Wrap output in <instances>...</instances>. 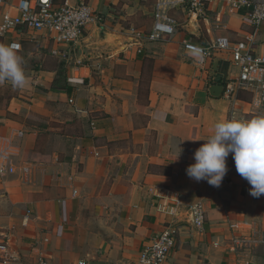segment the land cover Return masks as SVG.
<instances>
[{"label":"crops","instance_id":"0c3cea01","mask_svg":"<svg viewBox=\"0 0 264 264\" xmlns=\"http://www.w3.org/2000/svg\"><path fill=\"white\" fill-rule=\"evenodd\" d=\"M23 1L4 0L2 12L16 16ZM65 2L87 3L99 17L74 46L47 31L0 32V43L19 45L28 77L22 89L0 84V157L15 168L0 176V241L26 264H140L169 220L158 198L169 193L184 206L166 264H235L231 238L264 233V195H250L232 154L218 188L186 173L217 122L254 118L249 93L233 104L212 90L238 75L231 57L201 64L190 52L214 37L210 23L224 12L222 0L210 22L175 10L179 32L141 54L131 29L152 27L157 0H54ZM225 20L221 34L233 42L254 32L243 15ZM254 47L264 49V26ZM59 81L68 89L54 88ZM197 202L207 211L202 229L184 214ZM239 257L264 264V246Z\"/></svg>","mask_w":264,"mask_h":264},{"label":"built area","instance_id":"2783aa9c","mask_svg":"<svg viewBox=\"0 0 264 264\" xmlns=\"http://www.w3.org/2000/svg\"><path fill=\"white\" fill-rule=\"evenodd\" d=\"M220 0H157L154 11V22L150 29H131L133 45L137 54H141L148 43L168 42L170 37L177 34L181 23L172 14L175 10L184 8L198 21L210 22L212 6ZM225 10H218L217 15L211 20L214 37L203 47L199 48L204 55L201 64L219 53H227L234 65L239 69L235 78L225 80L223 97L233 104L238 99L240 92L251 95L250 114L257 116L264 114V49L255 53L256 36L264 26V0H222ZM4 0H0V14L2 23L0 32L9 33L20 27L32 31H47L59 45L74 46L84 36L86 27L99 21L98 15L87 3L70 6L65 2L57 6L54 0H24L16 16L9 12H2ZM228 14H240L248 19L254 32L243 41L233 42L221 32L226 30ZM186 45L187 42H184ZM58 55V51H53ZM73 103V100L69 101ZM15 173V168L7 156L0 157V176ZM226 179L222 181L224 185ZM76 194V192H74ZM159 211L166 219L165 228L146 246L139 257L140 264H166L176 247V225L181 222L180 216L184 203L173 194L166 193L158 196ZM184 214L188 215L189 222L198 229H202L207 220V211L202 202H197L186 207ZM180 221V222H179ZM231 252L236 254L235 264H252L240 259L239 254L264 246V233L248 235H234L231 238ZM0 264H24V262L10 252L9 245L0 241ZM36 264H51L46 259H39ZM78 264H87L80 261Z\"/></svg>","mask_w":264,"mask_h":264},{"label":"clouds","instance_id":"9594fccd","mask_svg":"<svg viewBox=\"0 0 264 264\" xmlns=\"http://www.w3.org/2000/svg\"><path fill=\"white\" fill-rule=\"evenodd\" d=\"M18 49L17 44L0 43V84L7 82L22 89L28 77ZM190 52L198 59L203 58L201 49ZM229 154L233 156L237 173L251 185L250 195L255 198L264 195V114L252 119H237L233 115L230 120L217 122L213 134L195 151V163L186 173L197 182L207 181L218 188L229 170Z\"/></svg>","mask_w":264,"mask_h":264},{"label":"water","instance_id":"95a60500","mask_svg":"<svg viewBox=\"0 0 264 264\" xmlns=\"http://www.w3.org/2000/svg\"><path fill=\"white\" fill-rule=\"evenodd\" d=\"M212 90L216 93H218L220 91V93H222V90H223V86L222 85H214Z\"/></svg>","mask_w":264,"mask_h":264},{"label":"trees","instance_id":"16d2710c","mask_svg":"<svg viewBox=\"0 0 264 264\" xmlns=\"http://www.w3.org/2000/svg\"><path fill=\"white\" fill-rule=\"evenodd\" d=\"M63 82V81H62ZM61 81H59V83H57V84H55V86H54V88H57V86L59 85V87L60 86H65V88H63V89H68V86L65 84V83H62ZM61 88V87H60Z\"/></svg>","mask_w":264,"mask_h":264},{"label":"rangeland","instance_id":"374dc122","mask_svg":"<svg viewBox=\"0 0 264 264\" xmlns=\"http://www.w3.org/2000/svg\"><path fill=\"white\" fill-rule=\"evenodd\" d=\"M24 264H26V263L24 262ZM27 264H35V263H27Z\"/></svg>","mask_w":264,"mask_h":264}]
</instances>
